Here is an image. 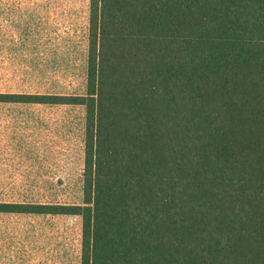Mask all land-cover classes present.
<instances>
[{
  "label": "trees",
  "instance_id": "1",
  "mask_svg": "<svg viewBox=\"0 0 264 264\" xmlns=\"http://www.w3.org/2000/svg\"><path fill=\"white\" fill-rule=\"evenodd\" d=\"M81 264H264V0H89Z\"/></svg>",
  "mask_w": 264,
  "mask_h": 264
},
{
  "label": "rangeland",
  "instance_id": "2",
  "mask_svg": "<svg viewBox=\"0 0 264 264\" xmlns=\"http://www.w3.org/2000/svg\"><path fill=\"white\" fill-rule=\"evenodd\" d=\"M89 0H0V91L83 93ZM83 105L0 103V201L82 203ZM82 217L0 212V264H81Z\"/></svg>",
  "mask_w": 264,
  "mask_h": 264
}]
</instances>
